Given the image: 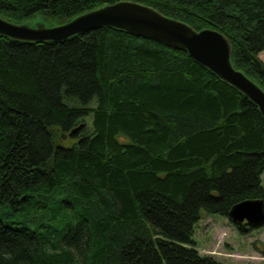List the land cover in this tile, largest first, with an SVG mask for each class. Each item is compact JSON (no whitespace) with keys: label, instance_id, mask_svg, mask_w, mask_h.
<instances>
[{"label":"trees","instance_id":"trees-1","mask_svg":"<svg viewBox=\"0 0 264 264\" xmlns=\"http://www.w3.org/2000/svg\"><path fill=\"white\" fill-rule=\"evenodd\" d=\"M121 1L219 31L264 90V0H0V17L61 25ZM263 175L258 107L187 53L109 28L0 35V264H223L196 226L264 200Z\"/></svg>","mask_w":264,"mask_h":264},{"label":"water","instance_id":"water-1","mask_svg":"<svg viewBox=\"0 0 264 264\" xmlns=\"http://www.w3.org/2000/svg\"><path fill=\"white\" fill-rule=\"evenodd\" d=\"M115 29L128 35L152 40L166 47L187 53L201 67L238 90L256 105L264 120V90L237 70L232 63L233 48L219 31H198L189 24L165 16L154 8L131 1L105 5L56 25L44 17L16 24L0 17V35L29 43H62L75 36L98 29ZM81 124L72 131L77 134ZM228 218L244 231L264 226V200H247L235 205ZM245 223V224H244Z\"/></svg>","mask_w":264,"mask_h":264},{"label":"rangeland","instance_id":"rangeland-1","mask_svg":"<svg viewBox=\"0 0 264 264\" xmlns=\"http://www.w3.org/2000/svg\"><path fill=\"white\" fill-rule=\"evenodd\" d=\"M30 21L34 19L28 22ZM260 58L264 62V52ZM68 99L64 97L65 103ZM73 101L79 102L77 99ZM96 105L97 100L94 99L88 107L94 108ZM84 120L83 124L86 128L84 134H89L93 131V114L85 116ZM76 141L69 138L62 145L71 147ZM262 181L264 185V175ZM193 241L200 254L212 256L223 264H264V226L252 231H244L225 216L203 213L202 219L196 226Z\"/></svg>","mask_w":264,"mask_h":264},{"label":"flooded vegetation","instance_id":"flooded-vegetation-1","mask_svg":"<svg viewBox=\"0 0 264 264\" xmlns=\"http://www.w3.org/2000/svg\"><path fill=\"white\" fill-rule=\"evenodd\" d=\"M245 224V223H244ZM239 229H241V230H243V229H245V225H242V226H238V225H236ZM253 229H249V231H252Z\"/></svg>","mask_w":264,"mask_h":264}]
</instances>
